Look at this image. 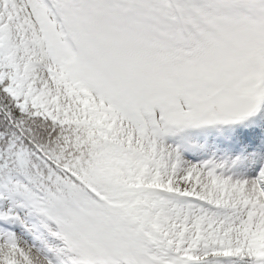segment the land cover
<instances>
[{"label": "snow or ice", "instance_id": "6c2138e0", "mask_svg": "<svg viewBox=\"0 0 264 264\" xmlns=\"http://www.w3.org/2000/svg\"><path fill=\"white\" fill-rule=\"evenodd\" d=\"M0 264H264V0H0Z\"/></svg>", "mask_w": 264, "mask_h": 264}]
</instances>
